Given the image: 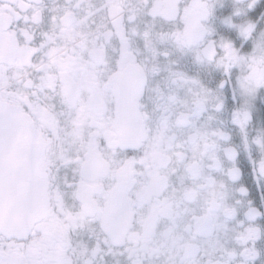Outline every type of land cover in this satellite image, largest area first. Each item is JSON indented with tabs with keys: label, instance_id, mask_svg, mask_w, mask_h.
<instances>
[{
	"label": "snow or ice",
	"instance_id": "1",
	"mask_svg": "<svg viewBox=\"0 0 264 264\" xmlns=\"http://www.w3.org/2000/svg\"><path fill=\"white\" fill-rule=\"evenodd\" d=\"M0 264H264V0H0Z\"/></svg>",
	"mask_w": 264,
	"mask_h": 264
}]
</instances>
